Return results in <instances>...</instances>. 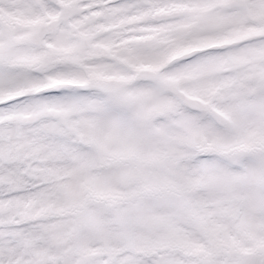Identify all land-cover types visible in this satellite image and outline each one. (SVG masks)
Wrapping results in <instances>:
<instances>
[{"label":"snow or ice","instance_id":"snow-or-ice-1","mask_svg":"<svg viewBox=\"0 0 264 264\" xmlns=\"http://www.w3.org/2000/svg\"><path fill=\"white\" fill-rule=\"evenodd\" d=\"M0 264H264V0H0Z\"/></svg>","mask_w":264,"mask_h":264}]
</instances>
